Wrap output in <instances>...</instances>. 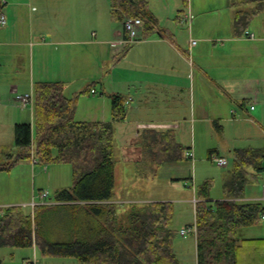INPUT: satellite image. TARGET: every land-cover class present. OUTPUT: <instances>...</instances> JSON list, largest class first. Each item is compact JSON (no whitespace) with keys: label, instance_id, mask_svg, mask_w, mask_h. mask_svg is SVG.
I'll return each mask as SVG.
<instances>
[{"label":"crops","instance_id":"crops-1","mask_svg":"<svg viewBox=\"0 0 264 264\" xmlns=\"http://www.w3.org/2000/svg\"><path fill=\"white\" fill-rule=\"evenodd\" d=\"M3 1L6 23H0V157L18 152L15 142L17 123L27 122L34 127V96L39 82L63 83L64 94L69 98L79 94L76 120L82 107L81 116L93 117V122L113 121V96H124L127 117L123 121H114L115 141L117 144L118 133L125 140L135 138L141 147V155L129 158L130 152L127 155L121 152V156H116L115 144L116 199L112 202L119 214L134 205L153 201L173 202V227L179 233L174 249L179 263L199 264L196 203L202 199L199 196L201 185L195 184L189 159L166 162L157 175L153 174V170L158 169L156 164H141L144 131L172 130L184 147V141L192 138L193 147L186 146L189 158L197 150V133L203 140L219 137L211 152L215 160L216 157L228 160L226 155H232L233 159L235 149L264 150V9L257 10L238 27L235 23L238 12L253 13L256 5L242 0H162L165 9L172 8L166 17L173 20L163 28L158 10L153 6L154 0H144L157 23L150 31L144 23L140 38L127 45L124 43V21L114 19L112 3L108 0L102 1L104 16L100 14L97 0H64L63 5L53 4L51 0ZM189 15L192 17L183 19ZM27 94L31 97L24 105L18 96ZM81 96L84 97L82 100ZM145 111L155 112L158 116L146 118ZM125 124L126 127L123 126ZM191 148L193 151H189ZM36 159L34 156L20 161L10 173L23 171L22 183L23 179H28L27 163L33 161L35 164ZM120 160L134 162L138 176L159 181L167 188L180 184H175V180H185L191 192L182 196H129L122 185L124 172L120 171V177H117ZM234 165L232 163L223 177L222 196L211 197L209 192L208 199L214 202L260 203L264 207V183L261 179L264 171L259 172L253 165L246 167L249 180L244 196H228L224 183ZM31 166L33 170L34 165ZM2 190L0 186L2 206L28 205L31 198H35L36 182L32 181L30 189L21 190L20 194H3ZM43 193L46 192L41 193V198ZM46 194L45 197L48 196ZM190 201L194 202L195 219L193 223L184 224L179 221L178 206ZM42 204H47L50 211L65 210L73 215L80 211L82 214L80 219H67V240L58 238L64 231L47 229L48 237L53 241L87 237L102 221L86 202L60 204L57 199L48 202L44 198ZM53 218L49 216L42 221L44 229L47 221L51 222ZM186 227L192 228L189 233L194 235L193 238H188V233L181 234ZM237 236L240 242L244 241L238 264H264V213L256 224L239 228ZM17 255L22 261L35 259L39 264H57L54 260L61 258L75 259L43 255L39 246L34 244L31 253L13 251L9 260L4 258V264H25L16 259ZM254 256L255 259H251ZM219 263L227 264L216 261L212 264Z\"/></svg>","mask_w":264,"mask_h":264},{"label":"trees","instance_id":"trees-1","mask_svg":"<svg viewBox=\"0 0 264 264\" xmlns=\"http://www.w3.org/2000/svg\"><path fill=\"white\" fill-rule=\"evenodd\" d=\"M111 2L112 15L117 21L140 17L148 31L153 30L157 23L144 0ZM242 2L254 4L257 8L253 13L238 12L235 20L238 27L257 10L264 9V0ZM4 5L0 0V18ZM34 97L35 125L33 127L27 122L16 124L18 152L7 153L3 157L0 172L10 171L20 161L34 156L43 164L69 163L73 170V184L58 191V202H86L102 221L87 237L53 241L38 215L40 210H47V204H35L33 212L25 211L22 205L0 206V250L36 244L43 255L73 257L80 264H180L174 249L177 232L173 227V202L153 201L134 205L122 214L112 202L116 199L114 121H123L127 117L125 97L113 96V121L108 122L76 120L79 94L67 97L61 82L37 83ZM144 132L141 164H156L158 169L153 170V174L157 175L166 162L189 159L185 147L172 130L159 132L147 129ZM233 163L234 168L224 184L228 196L240 198L244 196L249 180L246 167L253 165L259 172L264 171V150L235 149ZM199 196L202 198L196 203L199 264H212L214 261L238 264L244 241L240 242L237 230L256 224L264 213V207L260 203L236 200L214 202L208 199L207 183L201 186ZM251 241L254 240H245ZM0 264H4L1 256Z\"/></svg>","mask_w":264,"mask_h":264},{"label":"rangeland","instance_id":"rangeland-1","mask_svg":"<svg viewBox=\"0 0 264 264\" xmlns=\"http://www.w3.org/2000/svg\"><path fill=\"white\" fill-rule=\"evenodd\" d=\"M98 5H100L99 10L100 14L103 16L105 15L104 11V3L103 0H97ZM111 2V0H108ZM47 2V0H46ZM51 3L55 4L58 3V5H63L65 3L64 0H51ZM112 3V2H111ZM154 8L158 10V16L159 21L162 24L163 28L165 25H169L170 22H173L172 18L168 19L166 16H168V12H171L172 8L165 9L164 5L162 4V0H154L153 2ZM156 6V7H155ZM144 27V25H143ZM143 29V28H142ZM142 32V31H141ZM78 86V85H75ZM100 94V92H98ZM98 96V94H97ZM84 97L81 96L80 99L82 100ZM84 109L80 107L77 119L80 121H91L93 120V117H85L81 116V112ZM151 110V109H149ZM146 112V111H145ZM145 112L143 114H145ZM146 118H156L158 114L155 112L148 111L145 114ZM112 120V119H111ZM127 124L123 125L126 127ZM125 137L118 133L117 135V144H116V156H121V152L126 155L128 152L131 153L129 158H138L141 155V147L136 144L135 138L130 140V138L124 139ZM179 141V140H178ZM180 142V141H179ZM219 142V137H214L213 139H205L203 140L201 138V135L199 133L196 134V144H197V150H195V154L193 157L189 158L190 166H192V174L195 180V184L198 185V187L205 183H208L209 186V192L211 197H218L222 196L223 192V177L224 175L231 169L233 159L232 155H226L228 158L229 163L225 166L219 165L217 160L215 158L211 157V152L213 148L216 147L217 143ZM186 146H192L193 140L192 138L186 139L184 141ZM189 143V144H188ZM184 146V145H183ZM185 146V150L187 147ZM188 151V150H186ZM193 151V148L191 150ZM227 154V153H225ZM1 156V155H0ZM4 157V154L2 155ZM3 157H0V161L4 159ZM128 158V157H127ZM128 161V160H127ZM191 161V162H190ZM34 165V169L32 170L31 164ZM26 171L28 174V179H23V182L21 183L20 179L24 177V172L20 171L17 172L14 171L13 174L12 171L15 169V167L10 171H1L0 172V186L3 188V194L5 192H11L20 194L21 190L30 189V183L32 181L36 182V193L35 198H31V201L28 205H22L24 210L27 212H33L35 209L34 204H42L43 199L47 200L48 202H51L52 200L57 199V192L62 187H69L73 184V170L72 166L69 163H50V164H43L40 163L36 159V163L33 164V161H29L27 163ZM120 171L125 176H122V185L124 189L126 190V193L129 196H133L135 198H144L147 196L157 197V196H182L183 193L191 192L190 189L187 188L185 184V180H175L174 183H180L179 185H175L174 187L167 188L166 184H162L159 181H154L153 179H144L140 176H138V168L134 162H122L120 160V165L118 166V172L117 177H120ZM11 172V173H10ZM261 179L264 183V172L261 175ZM197 182V183H196ZM173 183V182H172ZM195 185V186H196ZM199 187V190L201 188ZM32 191V187H31ZM46 192L48 193L47 197L41 198V193ZM1 201V199H0ZM46 202V201H45ZM264 203V202H263ZM174 204V203H173ZM3 204H0L2 206ZM179 208V221H182L184 224L190 222L193 223L195 219V207L194 202L190 201L187 204H181L178 206ZM38 215L41 217V221H45L47 218L49 219V216H53L54 218L50 222V220L47 221L46 231L48 230H57L60 229L64 232L60 234L58 237L61 240H67L68 234L66 232L67 227L69 226L68 218L71 220V217L75 219H80L82 217V214L80 211L76 212L74 215L72 213H68L65 210H40ZM84 216V214H83ZM179 229V227H176ZM67 235H63V234ZM188 238H193L194 235L188 233ZM179 237V233H177L176 238ZM32 247H19V248H12V247H3L0 250V256L6 260L10 259L11 253L13 251H18V253H31ZM190 249V246H188V250ZM25 256V255H24ZM63 257V256H62ZM19 258V259H18ZM32 258V257H31ZM42 258V257H41ZM69 258V257H66ZM73 257H70V259ZM16 259L20 260L21 257L18 255L16 256ZM44 259V258H42ZM17 260V261H18ZM32 259H26L22 262H26L25 264H28L29 261ZM57 264H78L75 259L68 260V259H59L54 260ZM67 261H73L67 263Z\"/></svg>","mask_w":264,"mask_h":264},{"label":"built area","instance_id":"built-area-1","mask_svg":"<svg viewBox=\"0 0 264 264\" xmlns=\"http://www.w3.org/2000/svg\"><path fill=\"white\" fill-rule=\"evenodd\" d=\"M190 17H192V15H189V17L185 16V18H183V19L185 20V19H188ZM0 23L1 24L6 23L5 15L1 16ZM124 28H125V33H126L124 43L127 45H131V44L135 43L141 36V31L143 28V20L140 17L127 18L124 21ZM30 97H31V95L27 94L25 96H18V99L20 101H22L23 104L25 105L28 102ZM216 160L222 166L228 164V160L223 158V157H216ZM46 195H47L46 193H43V196H46ZM190 230H192V228H190V227L183 228L181 230V234L185 235V234L189 233ZM28 264H39V262L34 259V260H30Z\"/></svg>","mask_w":264,"mask_h":264}]
</instances>
